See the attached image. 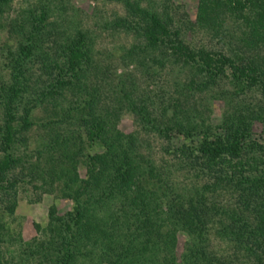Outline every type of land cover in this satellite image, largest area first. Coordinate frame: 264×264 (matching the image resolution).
I'll use <instances>...</instances> for the list:
<instances>
[{
    "label": "trees",
    "instance_id": "16d2710c",
    "mask_svg": "<svg viewBox=\"0 0 264 264\" xmlns=\"http://www.w3.org/2000/svg\"><path fill=\"white\" fill-rule=\"evenodd\" d=\"M7 1L0 0V13ZM145 1L142 7L141 0H124L122 16L114 18V26L131 39L130 51L122 58L124 67L131 64L136 73L128 69L123 84L120 78L104 90L101 87L110 75L109 67L93 60L91 35L70 20L74 15L57 5L53 7L57 11L49 9L44 5L48 0H40V7L30 10L27 25L23 20L17 22L15 31L21 38L16 55L0 74V103L6 115L0 124V242L14 232L5 217L13 214L18 187L24 180L15 174L19 156L14 155V122L18 115L23 116L20 129L24 131L32 128L38 112L42 127L71 121L88 126L92 135L79 138L83 145L77 150L86 145L92 152L82 154L87 174L79 179L75 167L78 154L72 152L75 138L63 132L49 138L51 150L35 159L34 167L39 171L36 169L30 180H40L36 187L42 191L70 199L72 207L57 215L56 207L51 206L47 224H36L45 235L33 238L27 247L16 249L17 253L11 250L8 256L0 255V264H76L83 255L85 262L81 264H94L96 257L108 264H264V141L256 144L260 156H251L257 165L249 170L250 175L240 170L229 173L232 193H226L236 196L239 206L223 203L221 191H217L228 184V165L242 164L246 148H251L250 121L264 118V0H197L195 21L181 3ZM227 15L231 18L227 42L220 38L200 47L187 42L184 33L195 31L196 23L200 30L215 24L211 35L222 36L229 23ZM233 21L243 24L233 25ZM49 39L53 58L41 53ZM135 40L142 43L146 54L152 52L153 58L172 55L186 66H196L203 78L196 90L204 89L224 102L220 124L213 127L201 117L192 118L187 111L182 114L177 109L163 117L141 106L134 95L137 81L152 66L137 56L140 49L134 46ZM31 56L39 66H28ZM62 56L68 58L72 81L61 79L66 64L58 60ZM85 69L94 74H84ZM148 74H153L152 70ZM48 76L52 77L51 85H47ZM196 82L190 78L187 88L191 90ZM62 84H69L66 88L73 94L81 92V98L87 92L91 98L81 108L76 100L75 107H61L58 100L63 91L57 87ZM105 92L108 95L103 98ZM192 95L195 91L189 98ZM170 101L171 105L179 104L177 99ZM116 104L131 105L145 125L158 127L166 139L164 151L169 160L163 155L157 164L138 150L135 136L115 130ZM168 105L165 103V108ZM97 128L105 132L102 138L99 135L97 139ZM188 137H192L190 145ZM99 144L102 151L95 149ZM58 145L60 152L51 154ZM174 170H185L190 182L181 184L182 192L174 194L172 190L178 185L171 181L170 195L163 188ZM180 234L186 240L178 261L175 244ZM212 236L218 243L213 244Z\"/></svg>",
    "mask_w": 264,
    "mask_h": 264
},
{
    "label": "rangeland",
    "instance_id": "374dc122",
    "mask_svg": "<svg viewBox=\"0 0 264 264\" xmlns=\"http://www.w3.org/2000/svg\"><path fill=\"white\" fill-rule=\"evenodd\" d=\"M141 1L142 4H139L142 7L146 6V1ZM172 1L177 4L181 3L184 6L185 10L188 12L189 16H191V18L193 19L192 21H195L194 19L197 9V0ZM161 2L162 0H158L157 4H160ZM39 3L40 0H8L6 6L4 8L2 7L3 12L0 13V74H3L2 67L4 66V64L9 61L12 55H16L17 48L15 47L18 44L17 42H19L21 38L20 35L16 32L18 31L17 22L23 20V22H25V25H27L29 22L28 18L31 17L30 10L34 9L35 6L40 7L42 3ZM123 4L124 0H48V2L44 4L49 9H52L55 5H57L61 9H66L69 12L68 14H70L71 16H75L70 17V20L79 25V29L81 27V29L89 31L91 35L90 43L94 52V55L92 57L93 60L98 62L100 65H108L110 71H107V73L109 72L108 74L110 75H103L104 77L107 76V78L104 80V85L101 87V90L108 89L111 85H116L119 82L120 78H122L123 84V82L128 79V69H133V71H135L134 73H136L135 66L128 64L127 67H124L123 64V57H125L126 54L130 51L128 44L130 43L131 39L128 35H125L121 29L114 26V18L117 16L118 18L122 16ZM53 9L56 10V7ZM226 17L229 19V23L227 22L228 25L226 29L221 31L222 36L219 37V35H217L214 37L211 35V26H214L215 24L211 23L209 25V29L200 30L199 25L194 22L196 23L195 31L188 30L184 33L187 42L195 47L208 45L209 42H212L213 44L216 39L220 38H222V42H227V40L229 39V29L231 28V18H229L228 15ZM47 20H49V18ZM232 23L233 25L243 24L239 21H236V24L235 21H233ZM70 24L71 23H69V25ZM72 34H74V32ZM50 40L51 39H49L48 41H44V45L42 47H44L43 49L48 48V50L42 49L41 53L46 52L50 54L51 58H53V51L49 49V47H51V43H49ZM39 44L40 43H38L37 45L38 47H40ZM133 44L134 46L137 45L140 49V52H137V56L140 57L141 60L151 62L152 67H150V71L148 73H151V70L153 73L139 75L140 77L137 81L139 87L135 90L134 95L136 97H139V99L141 100V106L148 107L149 111L162 113L163 115L160 116L163 117H169L171 115V112L174 109H177V111H180V113L182 114L187 111L186 113H190L192 118L196 116L197 119H200L201 117L204 122L213 127L217 124H220L224 102L222 99L214 97L216 95H212L204 89L202 91L196 90L197 83L203 79L199 73V69L196 66H186L178 60L179 58L176 59V56L174 57L172 55H164L165 57H163V55L160 56L159 54H157L159 58L154 57V59L152 56V52L146 54L145 47H143L142 43L135 40ZM215 47H218V45H215L214 48ZM169 54L172 53L169 51ZM32 56V61L28 63V66L31 64L34 67L39 66V64L33 63V60H35V56L33 58ZM58 60H61V63L62 61L66 62L64 66L65 69L61 72V79L65 81L70 79L72 81L74 77L71 76V71H69L70 66L68 65V58L62 56L60 57V59L58 58ZM157 61H159V63ZM96 72L97 71H95V73ZM84 74L92 75L94 74V72L85 69ZM121 74L122 76H118ZM193 77L197 81L194 85L195 89L193 87L191 90H189L187 88L188 82L190 78ZM51 78L52 77L48 76L46 80L48 81L47 85H51ZM83 78L84 77L82 76L80 80H82ZM61 86L57 87V91H63V95L58 100L60 105H62L61 107H75L73 102L74 100H76V104H78V107L81 108V106L84 105L85 102L87 103L89 101V98H91V95L87 91L86 95L81 98V92L77 94L78 91L75 90L73 94L69 89L66 88L69 86V84H62ZM185 87L187 89H185ZM78 89L79 91L83 90L80 87ZM214 89H217V87H214ZM194 91L195 96L192 95V97L189 98V95L191 93H194ZM107 95L108 92L103 93V98H106ZM171 98L174 100L177 99L179 104H181L182 102H186V104L184 105L183 103L182 105H171ZM167 101L170 102L167 103ZM165 103L169 104L168 106H166V108ZM119 107L120 106L117 104L114 105L115 111L113 112L114 120L112 123H114L115 130L122 135L131 134L135 136L137 140L135 142L138 150L144 152V154L146 155H149V158L153 159L157 164L160 162V158L163 155H165L166 160H169V156L164 151V148L166 147V139L164 138L162 132L159 133V129H157L158 127L145 125L143 123L144 121H142L140 116L136 114L131 105L127 107L125 104H123L120 108ZM2 110V104L0 103V124H3L4 119L6 118V115H3ZM40 116H42V114L38 112L36 114V119H34L33 117L35 121L29 131L20 129V125L22 124V115H18V118L14 122L16 128L14 136V155L19 156V162L15 168V174L19 175L21 178L24 177V180L20 182L18 187L17 202L13 214L9 217H5L11 230L14 232L9 238L6 237L7 239L0 242V255L3 256H8L10 253L9 251L11 250L14 251V253H17L16 249L21 250L22 248L27 247L28 243H31L33 241V238L36 237L38 239L39 237H41V235H45L44 232L40 233L36 229V224L40 225V227H44L47 224V222L49 221V212L51 206L56 207L57 215H62L65 211L71 209L72 207V201L70 199L58 198L56 197L55 193L42 191L41 189L36 187L41 183L40 180L39 182L30 180L31 175L35 172L36 169H38L37 167H34L35 159H37V157H39V159L45 157L51 150L52 145L50 146L49 138H52L54 134L58 132H63L64 135H72L75 138V140H72L76 143V147L72 152L76 151V154H78L77 156H75L77 177H79V179H83L87 174L86 167L84 166V160L82 159V154L86 155L87 153L92 152V148L87 147L86 145H84V147L80 150H77V148L82 147L83 145L81 142H79V138H85L88 134H90V136L92 135V131L88 129V126L83 127L80 126L77 122L71 121V123L58 122L57 124H55L56 126L54 128H46L42 127L39 124L40 122L37 119ZM144 120L146 122L147 118ZM263 120L264 118L260 116L254 117L250 121L251 133L249 137L250 140L248 139V143L249 141H251L252 143L251 148H246L244 156L243 158H241L242 164H239V162L237 161L238 165H228L226 171V175L228 176V184L225 185L224 188L221 187L217 190L221 191L222 196H220L223 199V203L225 204L228 203L229 205L234 204L237 207L239 206L237 204V201H235L236 196H233L232 194L231 198L230 195L226 193L228 190H230V192L232 193L233 184L230 181L229 173L232 170H240L242 171V174L250 175L251 172L249 170L254 169L255 165H257L256 163L252 162L251 156H260L257 151L256 144L264 141V135L262 133ZM106 124L108 125V128H110V125L107 122ZM88 130L90 131V133H88ZM95 132V134L97 135V139L99 135L101 138L105 135V132H103L102 130L99 131L98 128ZM191 140L192 137H188L186 140L189 145L191 144ZM71 143L69 146H71ZM59 145L52 150L51 154H53V152H60L62 148H58ZM103 148L104 147L100 144L95 146V149L97 151H102ZM38 151L41 153H38ZM185 174V170H181L180 173L174 170L173 173H170L167 186L163 188V191L171 195L169 191L171 181H176L178 189L175 191L172 190V192L174 194H177L176 192L178 191L182 192L181 184H189L190 182L189 177H187ZM202 182L203 181H199L198 183ZM213 237L214 236L211 237V241L213 242V244L218 243ZM185 240L186 237L184 235H178V239L175 244V252L176 256H178V261L180 254L184 250ZM84 259V255L79 256L76 264H81L83 261L85 262ZM97 260L98 259L96 257V263L94 264H108L104 261L99 262Z\"/></svg>",
    "mask_w": 264,
    "mask_h": 264
}]
</instances>
